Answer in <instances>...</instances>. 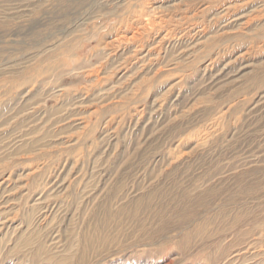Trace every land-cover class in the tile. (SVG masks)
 <instances>
[{"label":"rangeland","instance_id":"374dc122","mask_svg":"<svg viewBox=\"0 0 264 264\" xmlns=\"http://www.w3.org/2000/svg\"><path fill=\"white\" fill-rule=\"evenodd\" d=\"M0 264H264V0H0Z\"/></svg>","mask_w":264,"mask_h":264},{"label":"bare ground","instance_id":"6f19581e","mask_svg":"<svg viewBox=\"0 0 264 264\" xmlns=\"http://www.w3.org/2000/svg\"><path fill=\"white\" fill-rule=\"evenodd\" d=\"M174 44V43H173ZM30 205V204H29ZM43 215V214H42ZM47 221V220H46Z\"/></svg>","mask_w":264,"mask_h":264}]
</instances>
